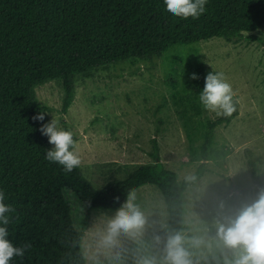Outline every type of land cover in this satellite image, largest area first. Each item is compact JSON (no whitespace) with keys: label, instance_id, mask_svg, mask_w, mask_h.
Masks as SVG:
<instances>
[{"label":"trees","instance_id":"trees-1","mask_svg":"<svg viewBox=\"0 0 264 264\" xmlns=\"http://www.w3.org/2000/svg\"><path fill=\"white\" fill-rule=\"evenodd\" d=\"M262 27L264 0H208L196 19L173 16L163 0H0V189L13 209L8 239L14 247L29 245L10 264H87L81 240L91 210L117 209L129 191L144 184L160 190L170 228L184 230L182 192L202 173L180 183L156 152V162L94 191L79 167L67 172L45 159L51 146L40 131L45 120L34 119L44 113L34 95L37 85L61 81L66 111L75 80L91 77L98 68L214 37L238 40ZM195 72L198 92L192 110L199 115L204 108L198 94L208 70L197 60ZM235 112L236 107L230 116L208 124L203 154L213 128L229 122ZM155 233L164 235L163 230ZM156 247L161 250L163 244ZM207 259L214 264L213 257Z\"/></svg>","mask_w":264,"mask_h":264},{"label":"rangeland","instance_id":"rangeland-1","mask_svg":"<svg viewBox=\"0 0 264 264\" xmlns=\"http://www.w3.org/2000/svg\"><path fill=\"white\" fill-rule=\"evenodd\" d=\"M197 60L208 72L223 73L236 101L234 117L213 128L204 154L208 124L220 116L206 109L195 115L192 110L198 91L189 74L195 72ZM34 95L44 108L45 123L56 119L58 126L73 133L81 175L94 191L127 178L142 164L156 162V152L180 183L201 171L182 192L184 232L204 235L212 247L203 248V256L193 250L192 258L231 254L218 247L214 222L234 214L264 188V27L244 32L238 40L214 37L98 68L91 77L75 80L66 111L61 81L37 85ZM134 192L146 217L142 239L150 253L162 255L152 235L168 220L164 198L152 184ZM118 209L91 210L81 240L87 264H108L99 241ZM119 247L125 250L124 264H133L137 243L122 235Z\"/></svg>","mask_w":264,"mask_h":264},{"label":"clouds","instance_id":"clouds-1","mask_svg":"<svg viewBox=\"0 0 264 264\" xmlns=\"http://www.w3.org/2000/svg\"><path fill=\"white\" fill-rule=\"evenodd\" d=\"M207 2L208 0H163L168 13L185 19L198 18L206 11ZM189 75L194 80L199 78L196 72ZM198 97L203 108L215 116H230L236 107L234 90L221 72L209 71L205 75ZM34 119L43 120L44 113L38 112ZM40 131L46 135L51 145L45 152L46 160L61 165L67 172L80 166L81 157L74 150L75 140L70 130L58 126V121L51 118L40 126ZM135 201V192L129 191L115 215L106 224L99 246L107 256L108 264H124L125 257L122 253L125 250L119 247L122 235L138 245L133 264H200L199 259L193 260V250L201 251L203 256L202 249L211 250L212 247L204 235L190 236L183 229H171L165 222L160 223L163 237L159 233L152 236L153 246L163 244L162 255L150 253L149 245L142 239L146 217ZM219 207H224L222 202ZM12 211L11 205L5 202L4 191L0 189V264H10V258L14 255L23 256L25 248L29 247H14L8 239V214ZM214 224L218 247L222 253L224 250L231 253L222 254V258L213 255L214 264H264V188L257 191L254 199L241 203L234 214L225 216L223 221L216 220ZM203 258L204 264H208L207 257Z\"/></svg>","mask_w":264,"mask_h":264}]
</instances>
